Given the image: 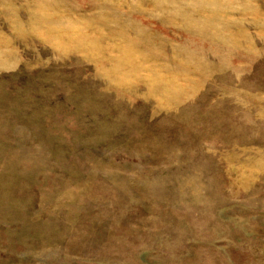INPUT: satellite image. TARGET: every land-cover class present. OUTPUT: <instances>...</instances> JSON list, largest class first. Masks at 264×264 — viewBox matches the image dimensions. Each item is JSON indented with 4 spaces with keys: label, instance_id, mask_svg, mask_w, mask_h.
I'll return each instance as SVG.
<instances>
[{
    "label": "rangeland",
    "instance_id": "rangeland-1",
    "mask_svg": "<svg viewBox=\"0 0 264 264\" xmlns=\"http://www.w3.org/2000/svg\"><path fill=\"white\" fill-rule=\"evenodd\" d=\"M0 264H264V0H0Z\"/></svg>",
    "mask_w": 264,
    "mask_h": 264
}]
</instances>
